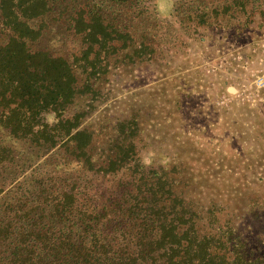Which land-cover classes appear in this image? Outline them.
<instances>
[{
    "label": "trees",
    "instance_id": "obj_1",
    "mask_svg": "<svg viewBox=\"0 0 264 264\" xmlns=\"http://www.w3.org/2000/svg\"><path fill=\"white\" fill-rule=\"evenodd\" d=\"M255 1L229 0L188 18L207 24L199 39L219 36L225 17L241 39ZM55 2L0 0V264H264V244L252 241L261 229L226 204L200 203L179 164L144 155L138 118L116 121L95 143L81 123L87 111L67 115L78 97L98 96L101 51L128 50L133 60L155 49L135 44L99 3L72 17L87 44L72 61L32 49ZM259 208L252 213L264 216Z\"/></svg>",
    "mask_w": 264,
    "mask_h": 264
},
{
    "label": "rangeland",
    "instance_id": "obj_2",
    "mask_svg": "<svg viewBox=\"0 0 264 264\" xmlns=\"http://www.w3.org/2000/svg\"><path fill=\"white\" fill-rule=\"evenodd\" d=\"M139 1L56 0L30 46L72 61L87 46L72 17L95 3L103 5L105 19L130 32L135 44L152 43L154 53L141 59L124 57L128 50L101 51L107 66L96 86L98 96L90 102L78 97L67 115L87 111L81 123L95 131V143L116 121L134 115L144 155L179 164L186 185L191 183L187 190L200 203L226 204L244 225L261 229L252 241L264 244V216L252 213L254 205L257 210L264 205V0L255 1L241 39L229 34L226 17L219 36L199 39L207 24L188 18L229 0ZM194 5L192 14L185 12Z\"/></svg>",
    "mask_w": 264,
    "mask_h": 264
}]
</instances>
